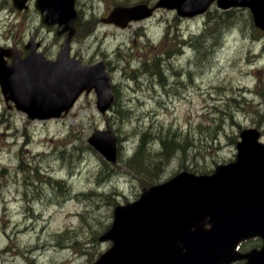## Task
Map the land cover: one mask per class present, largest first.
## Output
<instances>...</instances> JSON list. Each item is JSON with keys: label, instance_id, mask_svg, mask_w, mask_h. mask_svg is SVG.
Wrapping results in <instances>:
<instances>
[{"label": "rangeland", "instance_id": "374dc122", "mask_svg": "<svg viewBox=\"0 0 264 264\" xmlns=\"http://www.w3.org/2000/svg\"><path fill=\"white\" fill-rule=\"evenodd\" d=\"M157 2H76L72 55L85 64L106 63L115 95L107 114L91 92L61 119L31 121L0 93V264L93 261L110 246L98 238L114 207L137 199L149 181L182 170L205 174L230 162L243 129L260 130L264 141V32L249 11L233 9L226 18L213 6L208 14L179 19L160 9L125 29L101 23L116 7ZM55 29L41 23L32 4L17 12L0 0V47L23 49L36 34L41 50L55 58L63 41ZM107 126L118 144L113 165L88 144ZM143 132L151 136L146 165L160 168L146 179L124 166ZM158 134L181 145L166 160ZM65 230L88 244L78 251L59 245L53 237Z\"/></svg>", "mask_w": 264, "mask_h": 264}, {"label": "water", "instance_id": "95a60500", "mask_svg": "<svg viewBox=\"0 0 264 264\" xmlns=\"http://www.w3.org/2000/svg\"><path fill=\"white\" fill-rule=\"evenodd\" d=\"M18 10L27 0H12ZM217 1L221 9L250 10L256 27L264 30V0H159L154 7H117L102 20L122 28L145 19L157 8L175 9L181 17L204 13ZM75 0H35L42 23L58 24L57 35L68 32L56 62L36 53L37 44L21 60L13 50L0 49V88L6 101L30 119H50L68 112L83 90H96L97 108L104 113L113 100L104 63L82 66L69 59L75 32ZM32 40L30 41V43ZM4 56L12 57L7 65ZM12 70L21 97L15 95ZM255 129L243 130L235 161L217 166L212 175L182 172L143 191L138 200L117 206L110 229L100 238L112 245L91 264H264V144ZM109 162L116 161V139L111 131H95L88 140ZM209 225V227H206ZM263 240L261 250L236 253L239 241Z\"/></svg>", "mask_w": 264, "mask_h": 264}, {"label": "trees", "instance_id": "16d2710c", "mask_svg": "<svg viewBox=\"0 0 264 264\" xmlns=\"http://www.w3.org/2000/svg\"><path fill=\"white\" fill-rule=\"evenodd\" d=\"M232 11H228V12H224V16L226 18H230L229 14ZM211 22V21H210ZM225 23V22H223ZM199 38H195L196 42H199ZM148 133L147 132H143L140 138V142H139V146L136 149V151L134 152L133 156L130 159H127V161H125L124 166L127 167L128 169H130L132 172H134L135 174L144 176L143 179H146L147 177L149 178L150 175L154 172H159L160 168L156 169L155 166V170H154V166L147 164L146 165V161L144 160V155H145V151H146V144L149 142V138L151 136L148 137ZM162 136L164 137V139H162ZM148 137V139H147ZM157 139L160 142L161 145V149L163 148V151L161 152V154H159L161 156L162 159H168L170 156L169 151L170 150H174L176 147H181V145L177 144L174 139L172 137H170L169 135L165 134V135H157ZM30 174V172L28 173ZM152 181H149L148 184L145 187H148L150 185H153L155 183H150ZM58 185H60L62 182H57ZM82 223L80 226V229L82 228V225L84 224V217H81ZM87 226L89 227V229H91L92 227L87 224ZM96 236V235H95ZM100 237V236H99ZM54 240H56V242H58L59 245H62L63 242L68 243V247L74 249V250H79L84 248V246H86L88 243H86L84 240H80V233L77 234L73 231H68L65 230L63 233H60L57 236L53 237Z\"/></svg>", "mask_w": 264, "mask_h": 264}, {"label": "flooded vegetation", "instance_id": "af4514ba", "mask_svg": "<svg viewBox=\"0 0 264 264\" xmlns=\"http://www.w3.org/2000/svg\"><path fill=\"white\" fill-rule=\"evenodd\" d=\"M253 247H250L249 246V244H248V242H243V243H241L240 245H239V250L241 251V252H247V251H249V250H251ZM245 261H240V262H238V264H243Z\"/></svg>", "mask_w": 264, "mask_h": 264}, {"label": "bare ground", "instance_id": "6f19581e", "mask_svg": "<svg viewBox=\"0 0 264 264\" xmlns=\"http://www.w3.org/2000/svg\"><path fill=\"white\" fill-rule=\"evenodd\" d=\"M217 35H218V34H217ZM211 40H212V39H211ZM211 40H210V41H211ZM213 48H214V47H213ZM142 68H143V67H142ZM139 73H140V72H139ZM170 153H171V152H170Z\"/></svg>", "mask_w": 264, "mask_h": 264}]
</instances>
